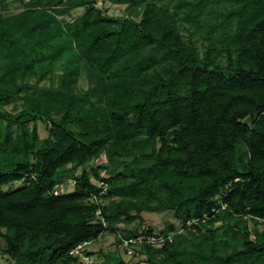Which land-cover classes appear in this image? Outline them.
Instances as JSON below:
<instances>
[{
	"label": "trees",
	"instance_id": "obj_1",
	"mask_svg": "<svg viewBox=\"0 0 264 264\" xmlns=\"http://www.w3.org/2000/svg\"><path fill=\"white\" fill-rule=\"evenodd\" d=\"M107 1L125 15L88 0H24L0 15L6 264L74 263L69 251L104 231L115 248L101 264H126L121 238L157 232L171 241L132 245L147 264H264V0ZM82 5L70 23L58 18ZM63 57L56 82L38 85ZM16 96L20 108L4 110ZM91 178L107 182L105 200H89ZM62 179L72 189L52 194ZM143 211L188 226L155 231L140 226Z\"/></svg>",
	"mask_w": 264,
	"mask_h": 264
},
{
	"label": "rangeland",
	"instance_id": "obj_2",
	"mask_svg": "<svg viewBox=\"0 0 264 264\" xmlns=\"http://www.w3.org/2000/svg\"><path fill=\"white\" fill-rule=\"evenodd\" d=\"M23 1L24 0H3V3L0 4V15H8V14H12V13H16L20 11L21 2ZM88 1H91L94 4V6L97 7L99 10H101V12L105 15H109L113 17H121L125 15L124 6L121 4L110 3L107 0H88ZM151 1H153L157 6L168 8L173 0H151ZM83 7L84 6L82 5V6L71 8L67 10L65 13L59 15L58 18L63 23H70L74 18H77L78 16L81 15ZM180 33L185 35V31L183 29H180ZM195 44L197 48L200 50L201 49L200 40H197ZM64 60L65 58L63 57L55 64L52 79L48 78V79L39 80L38 85L45 86V85H48L49 83L54 84L56 82L57 76L60 73V69H61V66ZM32 80L33 78L30 79V81ZM87 86H88V77L84 74L83 71H81L78 76L77 83H76V89L81 92V91H84L87 88ZM20 105H21V99L18 96H16L14 98L13 103L4 105L3 109L13 112L19 109ZM35 128H36L38 138L42 139L46 136L47 129H46L44 122H42L41 120H36ZM91 163L99 164L101 162L97 159H93ZM105 173L106 171H103V170L100 171V175H104ZM63 180L64 179H62L61 184H59L60 189L62 191H70L73 186L72 182L63 181ZM21 182L22 180L19 179L18 181H14L11 184L3 185L2 188H11V187H14L20 184ZM103 200H105V197ZM141 217L143 219V223L140 224V226L141 225H144L146 227L148 226V227H151L152 230H155V231H159L164 226H166L168 223H173L177 228L176 230H179V231L181 230V227H182L180 223H178L176 219L172 216V214L168 211H159V212L143 211L141 213ZM115 224L119 228H122L125 226L126 229H134L138 225L137 220H132L129 222V221L122 220L121 218H119ZM216 224L217 223H214L213 225H216ZM140 226L137 228H140ZM247 226L249 229H252V224L250 222H247ZM3 246H4L3 242L0 238V264H6L9 259L8 255L3 253V250H2ZM114 248H115V245L113 242V235L109 231H104L101 233V235L97 239H95L94 241L90 243L83 245L81 249H78L77 253H75L78 259L74 263H71V264H90V262L94 264H101L100 262L101 256L99 255V252L105 251V250L112 251ZM85 250L90 252L88 257H86V254L83 253V251ZM119 250L121 252L123 261L126 264H147L143 252L140 254H135L134 256H130L129 254L124 253L122 251V248H119Z\"/></svg>",
	"mask_w": 264,
	"mask_h": 264
},
{
	"label": "built area",
	"instance_id": "obj_3",
	"mask_svg": "<svg viewBox=\"0 0 264 264\" xmlns=\"http://www.w3.org/2000/svg\"><path fill=\"white\" fill-rule=\"evenodd\" d=\"M99 160L101 163L104 162V158L100 157ZM30 178H33V173H31L29 175ZM23 179V177L21 178V180ZM70 181V180H68ZM92 183L95 184V186L98 188L96 193L91 194V196L89 197V200L92 201L93 203H98L100 201H102V199H104L106 192H107V182L104 179L98 178V179H93L91 178ZM72 182V181H70ZM61 184V183H60ZM62 190L60 189V185L56 184L52 187V194H57L58 192H61ZM94 216L97 218L100 215V210L98 208H95V210L93 211ZM101 222H103L102 218H101ZM188 226V221L185 223L184 226L181 227V230L185 227L187 228ZM179 231V230H178ZM172 238V233H168L166 235H163L159 232L157 233H153V234H148L145 237L143 235H137L134 238L128 237V238H121V246L120 248H122V251L124 253L129 254L130 256L134 255L135 252H133V248L132 245L134 244H140L142 243V241H145L147 243L153 244V245H162L165 240L170 242ZM87 244V242L83 241L80 244H77L74 248H72L69 251V254L71 255H76L75 253H77L78 249H81L83 245ZM86 257H88V255H86ZM91 264V262H90Z\"/></svg>",
	"mask_w": 264,
	"mask_h": 264
}]
</instances>
